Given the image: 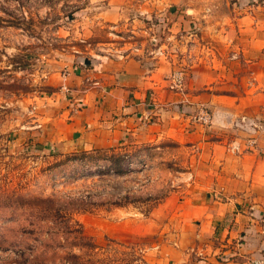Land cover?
Listing matches in <instances>:
<instances>
[{
	"label": "rangeland",
	"instance_id": "1",
	"mask_svg": "<svg viewBox=\"0 0 264 264\" xmlns=\"http://www.w3.org/2000/svg\"><path fill=\"white\" fill-rule=\"evenodd\" d=\"M109 1L0 0V264H62L66 254L81 264H169L164 249L183 226L196 173L211 168L203 156H264V42L256 49L240 34H230L240 47L220 49V77L195 78L201 89L159 130L110 149L36 145L29 129L70 66L131 56L153 67L174 53L144 0L126 1L114 23L102 18ZM216 19L219 35L232 20ZM258 21L264 30V15ZM201 107L211 124L193 119ZM76 230L84 237L73 247Z\"/></svg>",
	"mask_w": 264,
	"mask_h": 264
},
{
	"label": "crops",
	"instance_id": "2",
	"mask_svg": "<svg viewBox=\"0 0 264 264\" xmlns=\"http://www.w3.org/2000/svg\"><path fill=\"white\" fill-rule=\"evenodd\" d=\"M126 1H109L103 20L118 22ZM257 2L144 0L141 10L164 22L159 27L165 35L162 47L172 48L170 58L153 67L131 56L70 66L53 79L52 93L29 135L43 149L97 150L129 143L166 126L171 113L182 116L173 107L190 101L193 92L201 89L193 85L195 78L214 81L223 73L220 49H236L241 43L230 34H240L260 49L264 30L258 20L264 13L255 10ZM222 17L232 22L219 35L211 32L212 21ZM188 24L196 31L183 35ZM179 33L183 40L177 39ZM181 66L186 67L185 89L172 92L167 78ZM214 155L203 156L211 168L199 167L197 190L184 204L183 226L175 243L164 249L169 264H245L264 257V156ZM199 175L206 180L199 181Z\"/></svg>",
	"mask_w": 264,
	"mask_h": 264
},
{
	"label": "built area",
	"instance_id": "3",
	"mask_svg": "<svg viewBox=\"0 0 264 264\" xmlns=\"http://www.w3.org/2000/svg\"><path fill=\"white\" fill-rule=\"evenodd\" d=\"M261 3L263 5L264 0H262ZM167 82H168L167 85L169 90L173 92L183 91L186 82L185 71L182 69L173 71L167 78ZM193 119L198 120L203 124L209 125L212 123L213 116L206 108L201 107L199 108V111L197 112V114L194 116ZM245 264H264V257L249 259L245 262Z\"/></svg>",
	"mask_w": 264,
	"mask_h": 264
},
{
	"label": "trees",
	"instance_id": "4",
	"mask_svg": "<svg viewBox=\"0 0 264 264\" xmlns=\"http://www.w3.org/2000/svg\"><path fill=\"white\" fill-rule=\"evenodd\" d=\"M75 232H76V237L74 238L73 244H71L73 247H76L79 245L76 240H78L80 238V235H81V237L82 236L84 237V235H83L84 233L82 230H76ZM61 261H62V264H81L80 257H78L74 254L73 255L66 254L64 257H62Z\"/></svg>",
	"mask_w": 264,
	"mask_h": 264
}]
</instances>
